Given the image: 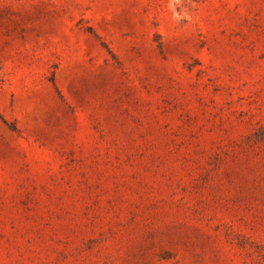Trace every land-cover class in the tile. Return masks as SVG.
Here are the masks:
<instances>
[{"label":"rangeland","instance_id":"obj_1","mask_svg":"<svg viewBox=\"0 0 264 264\" xmlns=\"http://www.w3.org/2000/svg\"><path fill=\"white\" fill-rule=\"evenodd\" d=\"M0 264H264V0H0Z\"/></svg>","mask_w":264,"mask_h":264}]
</instances>
